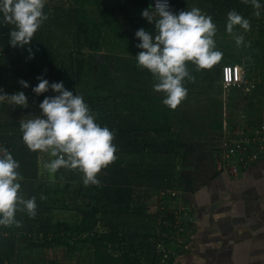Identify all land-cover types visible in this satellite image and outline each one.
Returning a JSON list of instances; mask_svg holds the SVG:
<instances>
[{"label": "rangeland", "instance_id": "rangeland-1", "mask_svg": "<svg viewBox=\"0 0 264 264\" xmlns=\"http://www.w3.org/2000/svg\"><path fill=\"white\" fill-rule=\"evenodd\" d=\"M229 1L233 0H175L173 3L171 11L174 13L178 14L180 11L191 10L195 7L199 8L202 14L212 18L216 25L215 45L223 54L222 59L211 69H198L196 65L188 62V71L192 79L185 78L183 83L187 89V95L176 109H171L163 104L164 93L156 92L153 88V85L158 81L154 76H148L149 70L139 66L135 58L142 51V49L137 48L140 41L135 36L136 31L146 25L149 27L148 31L154 29V25L142 17V11L150 6L149 0H127L123 9L120 6V0H99V4L93 0L77 2V6L84 13V18L89 22L90 29L94 34L95 24L104 20L101 15L102 9H108L111 19L114 20L112 28H104L100 51L94 52V60H91L90 63L91 74L88 76L86 85L82 87L85 95L82 92L80 95L87 97V95L96 94L106 100L117 101L121 97L131 94L132 98L141 102L143 100L142 93L145 92L149 98L160 99L158 109L155 107L146 111L147 123H155L159 118L158 115L164 109L169 116L171 125L170 131L163 127L167 131L165 133L172 135L170 137L173 140L179 139L180 141L176 145L178 153L173 156L156 152L157 150L153 145H144L147 139L155 137L154 132L135 133L130 140L133 145L130 149L131 153L115 154L116 159L98 174L99 184H90L86 188L104 187L102 199L104 203H107L109 195H115L113 189L105 190L106 187L110 186L107 174L121 172V168L125 167V173L129 177H135L138 174V177L144 182L143 185L134 188V205H142L147 210L143 217H121L118 214H110L105 218V220L108 219L109 223L100 221L98 229L106 231L110 226L118 227L120 233L127 236L129 246L131 243L134 246H140L166 242L167 239L165 238H169V236L163 235L159 217L163 214L175 213V222L172 224L175 232L166 248L168 256L180 253L174 264H232L230 260L220 258L222 257L221 253H217L215 259L212 258V253L209 251L211 246L201 247V252L196 251L195 244L193 246L192 239L196 237L199 221L197 214L200 208V194L202 190L210 189L212 181L221 176L224 171L221 168H225V162L227 164L226 169L231 174L241 172L240 170L235 171L220 148L224 145L225 139L230 141L235 137L250 133V131L251 134L256 133L254 132L256 127L252 129L251 126L242 125L245 122L243 119H246L247 112L254 107L260 108L262 110L261 119L264 120L263 2L260 0V7L254 6L252 15L245 18L249 21V29L245 30L236 25L233 32L229 33L226 29L228 13L223 14V16L220 15L221 10L225 9ZM49 5L51 4L45 0V7H49ZM241 16L244 17V15ZM13 27L14 25L8 24L4 30L5 33L10 34ZM63 32L58 33L55 45L60 49L65 47L68 50L70 46L67 43L71 42V35H69L68 41L67 38H62ZM1 33H3L2 30H0ZM237 35L244 37L243 43L239 45L235 40ZM255 43H261L258 57H245L247 46L251 44L255 46ZM29 47L31 48L32 45H26L23 48L18 47L16 53H6L0 56V63H2L0 67V89L8 94L18 91H24L25 94L30 93L31 81L36 78L29 77V75H35V69L31 70L28 64L33 61L32 58H29ZM61 51L64 53L65 50L61 49ZM35 58L37 64L38 57L35 56ZM101 63H107L110 66L113 83H107L108 86H106L105 91H95L94 84L100 75L98 65ZM125 65L139 68L135 79L125 70ZM139 75L141 79H138ZM28 77L31 80H28ZM21 80L27 81L30 87L23 88L19 83ZM58 81L56 80V82ZM63 83L66 85L65 81ZM146 102L144 100L141 102L143 107H145ZM153 103L156 104V102ZM27 108L29 109L28 114L27 109L21 107L16 112V116H21L20 119L25 120L37 114V108L33 104H29ZM222 122L223 125L224 122H227V130L224 126L223 129L218 128ZM231 147L232 145L230 149ZM47 157L49 161L55 158L49 152ZM46 158L41 160V177L38 182L48 185L51 195L58 190L60 199L51 196L56 220L70 223L75 227L80 220V215L70 207L71 205L67 203V200L62 202L65 200V195L71 194L75 190L74 186L68 189L70 192L66 189L69 170L62 167L60 172L50 173L46 167L49 162ZM169 160L176 167L174 170V190H172L176 196L165 197L162 192L160 194L154 192L147 184V180L150 176L149 171L157 173L160 168L165 171L166 166L164 165ZM261 162H264L263 153L257 159V163ZM116 164L121 167H115ZM135 164L138 166L136 169L131 167ZM73 173L75 179L72 180V183L74 185L84 184L83 173L79 170H74ZM23 198L29 199L28 196ZM55 199L57 201L53 203ZM65 204H68V207ZM165 226L169 227L168 222ZM11 232L13 235H20L15 227L12 228ZM4 236L10 235L6 233ZM17 245L21 249L20 258L25 262L24 264H90L92 254V249L89 246H84L82 250L78 249L77 251H71L65 247L30 249L25 246L21 239H17ZM248 248V246H244L241 250L244 253H240V255H247ZM262 250L264 251V246H262ZM115 253L119 254L117 251ZM209 256L211 259H208ZM251 260L245 261L244 259L241 262L243 264H264V258ZM236 264L238 263L236 262Z\"/></svg>", "mask_w": 264, "mask_h": 264}, {"label": "trees", "instance_id": "trees-1", "mask_svg": "<svg viewBox=\"0 0 264 264\" xmlns=\"http://www.w3.org/2000/svg\"><path fill=\"white\" fill-rule=\"evenodd\" d=\"M47 1L51 4L49 7L47 6L43 9L47 15V20L44 21L35 33L31 42V50L38 57V61L36 64L34 56L32 58L33 61L28 63L31 70L35 69V75H29V77L36 79L31 81L30 93L26 94V96L29 104H33L37 108L36 115L41 114L39 108L40 102L46 96L55 95L51 90L39 96L32 91V87L38 84L39 77L48 79L50 83L56 82V80L65 81V87L68 90L73 91L74 94L80 95V92L84 94L82 87L86 85L88 76L91 74L90 63L91 60H94V52L100 51L104 28H112L114 22L108 9H102L101 15L104 20L95 24L94 34L90 29L89 22L84 18V13L77 6L78 1L88 2L89 0ZM93 1L99 4V0ZM120 2L121 8H125L127 0H120ZM262 2V7L264 8V0ZM259 3L261 5L260 0ZM253 8L254 4L252 0H233L228 2L225 9L221 10L220 15L223 16V14L225 15L235 10L240 15H244V18H248L252 15ZM8 24L3 20L2 15H0V30L3 31L0 34V56L6 53H16V50L19 49L9 43L10 34L4 31ZM148 28L147 25L144 27L147 31ZM60 32H63L62 38H67L68 41L69 35H71V42L67 43L70 48L68 50L65 47L61 48L65 50L64 53L55 45V40L58 39V33ZM260 45L261 43H255V46L252 44L248 45L244 56L247 58L258 57ZM1 64L0 67L2 66ZM98 66V73L100 75H98V81L94 84L95 91H105L106 86H108L107 83H113L111 81L112 73L107 63H101ZM125 70L134 79L139 72L138 67L133 68L130 65H125ZM148 76H153V74L149 71ZM29 77L28 80H31ZM138 79H141L140 75ZM130 95L127 94L117 101L106 100L96 94H90L87 97L81 96H83L90 110L95 115L96 122L102 127H108L115 133L113 140L117 149L115 154L131 153L130 149H132L133 145L130 140L135 133L154 132L155 137L147 139L144 145H153L157 150L156 152L175 156L178 153L176 145L180 141L179 139L173 140L170 137L172 135H166L165 133L171 129L170 119L165 110L163 109L160 115H158L159 118L155 123H147L146 111L148 109L152 110L155 107L158 109L160 99L155 97L149 98L143 92L142 99L147 101L145 107H143L141 103L143 100L139 102ZM153 102H156V104ZM21 107L23 106H17L10 101L0 106V143L19 162L20 168L18 171L22 179L19 181L21 189L18 195L21 197L28 196L29 199L35 198L36 214L35 216H30L21 205L15 214L16 222L12 225L0 226V264L25 263L20 258L21 249L17 247V239H21L25 246L30 249L65 247L68 250L77 251L78 249L82 250L84 246H89L92 249L90 264H162L165 254L158 251V244L164 243L168 247V242L173 238L172 235H174L175 230L172 224L175 222V213L171 215L163 214L159 217L163 235L167 234L169 236V238L164 237L167 240L169 239L166 242L162 241L140 246H134L131 243V246H129L127 236L120 233L118 227L110 226L106 231L98 229L100 221L109 223L108 219L105 220V218L110 214H118L121 217H143L146 213V207L139 204L134 205V188L143 185L144 182L138 177V174L135 177H129L125 173V167L121 168V172L106 173L109 176L110 186L106 187L105 190L113 189L115 191V195H112L113 197L109 195L107 203H104L102 199L104 187L88 189L84 184L74 185L72 183V180L75 179L74 169L68 168L66 189L68 191L69 188L71 189L74 186L75 190L71 194L65 195V200H62V202L64 203L67 200V203L71 205L70 207L80 215V220L75 227L70 223L56 220L54 214L55 207L51 204V196L58 197L59 192L57 190L51 195L49 186L38 182L41 177V160L48 156V152L31 151L24 143L20 129L21 116H16V112ZM159 107L163 108L162 106ZM26 109L28 114L29 109ZM22 114L26 115L25 113ZM261 117L262 110L254 107L247 112L246 119H243L245 122L242 125L251 126L252 128L257 127L261 124ZM223 126L222 122L218 128L223 129ZM163 127H166L167 131ZM46 160L49 161L48 157ZM256 165L244 169L241 167L239 170L244 171ZM118 166L119 168L121 167L119 164L115 165V167ZM164 166H166L165 171L160 168L157 173H153V171L148 172L150 176L148 177L147 184L154 192L159 194L165 192L164 196L170 197L171 194L168 191L174 190V170L176 167L170 160ZM131 167L136 169L138 166L135 164V166ZM60 170L62 169L60 168L57 171L60 172ZM56 201V199L53 200V203ZM67 205L65 204L66 207H68ZM167 222L169 227L165 226ZM13 227L17 229L20 235L12 234ZM6 233L10 236L5 237L4 234ZM116 251L119 252L118 255L115 253ZM178 256H180V253L169 255L166 264H174Z\"/></svg>", "mask_w": 264, "mask_h": 264}, {"label": "clouds", "instance_id": "clouds-1", "mask_svg": "<svg viewBox=\"0 0 264 264\" xmlns=\"http://www.w3.org/2000/svg\"><path fill=\"white\" fill-rule=\"evenodd\" d=\"M252 3L260 7L259 0ZM44 7L45 0H0V15L14 25L9 40L13 47L31 44L35 33L47 20ZM142 17L153 24L154 29L136 31L135 36L140 41L137 48L142 49L135 56L136 61L158 81L153 88L164 93L163 104L176 109L187 95L185 78L192 79L188 62L198 69H211L222 59L223 54L214 40L216 25L199 8L174 13L169 0H155L154 7L142 11ZM236 25L245 30L250 27L249 21L233 10L228 13L227 31L232 33ZM235 40L239 45L244 37L237 35ZM28 51L29 58H34L30 47ZM38 80L32 87L37 96L49 90L55 95L46 96L40 102V115L21 120L24 143L31 151L49 152L55 157L46 164L50 173L62 167L79 170L85 186L99 184L98 174L116 159L115 133L100 126L83 96L68 90L63 81L50 83L43 77ZM19 83L25 89L30 87L27 81ZM0 100L29 107L24 91L8 94L0 89ZM19 168L11 152L0 147V226L15 223V214L21 205L30 216L36 214L35 198L24 199L18 195L22 179Z\"/></svg>", "mask_w": 264, "mask_h": 264}, {"label": "crops", "instance_id": "crops-1", "mask_svg": "<svg viewBox=\"0 0 264 264\" xmlns=\"http://www.w3.org/2000/svg\"><path fill=\"white\" fill-rule=\"evenodd\" d=\"M258 164L239 174L223 171L210 189L202 190L192 239L196 251L211 246L212 258L221 253L232 264L264 258V162ZM244 246L249 247L247 255H240Z\"/></svg>", "mask_w": 264, "mask_h": 264}, {"label": "built area", "instance_id": "built-area-1", "mask_svg": "<svg viewBox=\"0 0 264 264\" xmlns=\"http://www.w3.org/2000/svg\"><path fill=\"white\" fill-rule=\"evenodd\" d=\"M173 1L174 0H169V5H170V10L173 7ZM150 6L155 5V0H149ZM8 100H0V106L2 104L8 103ZM227 121V119H225ZM227 122H224V127L225 130H227L226 126ZM264 120L261 121V124L256 127L255 134L247 133L238 137H235V139H232L228 141V139H225L224 145L222 146L223 154L226 155L225 157L231 162L232 167L235 169V171H239L241 167L247 168L252 165L257 164V159L260 156L261 153L264 154ZM253 129V128H252ZM253 132V133H254ZM232 145L231 149L230 146ZM0 147H3V144L0 143ZM230 149V150H229ZM225 168L222 167L224 171H227L226 167L227 164L225 162ZM230 165V164H229ZM235 172V173H236ZM169 194L172 196H176L175 192L168 191ZM163 195L166 193L163 192ZM166 246L164 243H159L158 244V251L163 252L164 258L162 260V264H166L167 259H168V254L166 250Z\"/></svg>", "mask_w": 264, "mask_h": 264}]
</instances>
